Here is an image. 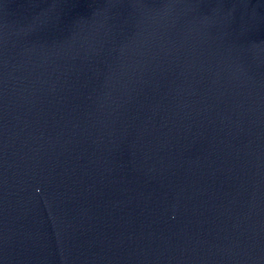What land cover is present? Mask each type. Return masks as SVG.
<instances>
[{
    "label": "water",
    "instance_id": "water-1",
    "mask_svg": "<svg viewBox=\"0 0 264 264\" xmlns=\"http://www.w3.org/2000/svg\"><path fill=\"white\" fill-rule=\"evenodd\" d=\"M0 264H264V0H0Z\"/></svg>",
    "mask_w": 264,
    "mask_h": 264
}]
</instances>
